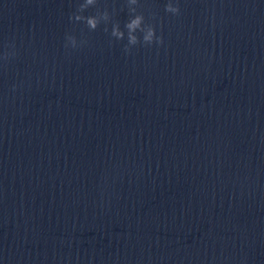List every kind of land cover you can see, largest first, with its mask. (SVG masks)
Instances as JSON below:
<instances>
[{
    "label": "clouds",
    "instance_id": "1",
    "mask_svg": "<svg viewBox=\"0 0 264 264\" xmlns=\"http://www.w3.org/2000/svg\"><path fill=\"white\" fill-rule=\"evenodd\" d=\"M97 0H83L82 3L78 5L77 13H74L69 17L70 20L77 22L83 21L90 31H94L98 28L101 22L107 24L111 20V15L107 10L102 12L97 11L95 15L84 16L79 13H83L90 6L96 5ZM127 9L129 13V18L124 24V30L121 29L119 22H113L111 27L110 35L118 41L127 39V43L124 45V52L131 53V49L134 46L142 45L146 47H151L153 45L162 46L164 44V39L162 34L158 35L156 30V25L154 23H148L145 20L143 13L137 11L138 0H126ZM166 13L172 14L174 16L180 15L179 0H167L164 6ZM108 31L107 27L104 29ZM140 33V35H137ZM65 47L69 46L72 48H77L78 43L74 36L66 35ZM87 43V41H81L80 45ZM11 48L12 51H5L2 59L7 62L10 57L15 56V44H10L7 46ZM15 85L13 90H15Z\"/></svg>",
    "mask_w": 264,
    "mask_h": 264
}]
</instances>
